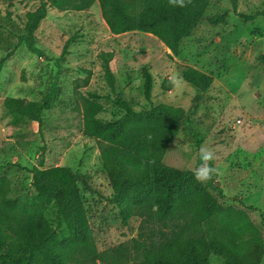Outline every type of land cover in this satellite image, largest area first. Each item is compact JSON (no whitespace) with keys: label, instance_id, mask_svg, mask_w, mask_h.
<instances>
[{"label":"rangeland","instance_id":"1","mask_svg":"<svg viewBox=\"0 0 264 264\" xmlns=\"http://www.w3.org/2000/svg\"><path fill=\"white\" fill-rule=\"evenodd\" d=\"M37 5L38 0H14L9 6L0 1V15L11 11L13 21L22 25L24 13ZM224 10H228L225 23L207 21ZM237 10L262 11L264 0H237ZM35 36L42 54L22 44L0 67V177L8 179L13 197L34 195L28 172L32 166H69L86 175L87 185L78 181V187L98 249L135 236L139 219L132 216L124 223L110 201L112 189L96 141L83 132L82 103L94 94L105 109L96 115L102 122L123 113L112 102L114 94L135 110L158 103L188 109L199 93L182 78L190 66L210 73L213 81L202 93L204 100L188 111L164 162L194 170L202 163L198 164V148L210 146L216 169L211 179L223 192L219 201L224 205L242 201L258 207L264 216V14L246 20L232 11L230 0H209L195 29L168 46L140 30L112 33L95 1L79 11L49 6ZM101 52L113 53L109 66L115 93L104 77ZM4 55L0 49V58ZM142 67L152 76L149 100L143 94ZM54 83L58 98L42 111L41 124L12 116L3 106L6 96L39 101ZM43 211L55 226L54 206L49 204ZM250 215L262 221L258 210H250ZM209 261L223 264L213 254Z\"/></svg>","mask_w":264,"mask_h":264},{"label":"trees","instance_id":"2","mask_svg":"<svg viewBox=\"0 0 264 264\" xmlns=\"http://www.w3.org/2000/svg\"><path fill=\"white\" fill-rule=\"evenodd\" d=\"M8 6L14 0H0ZM97 1L109 30L122 33L140 30L166 43L176 44L189 35L209 4V0H38L24 13L22 25L11 18V11L0 15V49L4 60L22 44L42 54L36 46L35 31L48 7L57 10H86ZM232 11L249 20L264 10L244 14L237 0H230ZM228 10L207 18L211 24L225 23ZM106 82L115 93V76L109 66L112 52H101ZM143 94L151 96L152 76L142 67ZM182 78L198 90L190 107L166 103L135 110L129 101L114 94L112 102L123 110L114 119L100 121L105 110L101 102L85 98L82 103L83 132L96 141L99 158L112 189L110 201L126 223L139 219L137 233L117 245L99 250L94 239L78 181L87 185L86 175L65 165L28 169L35 191L31 198L10 194L6 177H0V264H211V254L223 264H260L264 255V216L258 207L242 201L224 205L221 188L193 178L192 169H180L164 162L174 137L183 128L188 111L204 100L210 87V73L186 66ZM54 83L39 101L6 96L3 106L12 116L42 122V111L57 100ZM198 164L202 161L198 154ZM212 167V160L208 161ZM55 208L53 226L44 209ZM258 210L262 221L250 215Z\"/></svg>","mask_w":264,"mask_h":264},{"label":"clouds","instance_id":"3","mask_svg":"<svg viewBox=\"0 0 264 264\" xmlns=\"http://www.w3.org/2000/svg\"><path fill=\"white\" fill-rule=\"evenodd\" d=\"M176 3H181L182 0H175ZM187 147V146H186ZM190 151V148H188ZM199 156L202 163L193 171V178L197 181H207L215 172L214 167L209 166L206 162L212 160L214 157L213 149L208 145H201L198 148Z\"/></svg>","mask_w":264,"mask_h":264},{"label":"crops","instance_id":"4","mask_svg":"<svg viewBox=\"0 0 264 264\" xmlns=\"http://www.w3.org/2000/svg\"><path fill=\"white\" fill-rule=\"evenodd\" d=\"M151 34V33H150Z\"/></svg>","mask_w":264,"mask_h":264}]
</instances>
